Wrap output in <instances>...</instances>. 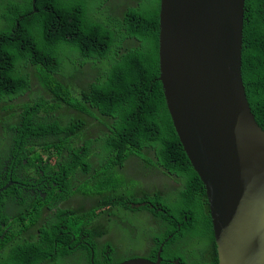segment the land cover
<instances>
[{
  "label": "trees",
  "instance_id": "trees-1",
  "mask_svg": "<svg viewBox=\"0 0 264 264\" xmlns=\"http://www.w3.org/2000/svg\"><path fill=\"white\" fill-rule=\"evenodd\" d=\"M36 1L37 12L34 0L0 2V20L12 26L0 29V139L12 134L17 148L32 143L38 158L26 188L3 194L14 207L9 222L0 220V264L120 263L126 253L109 239L112 227L148 208L131 204L151 202L168 206L165 217L174 223L173 237L155 244L162 264H218L206 190L158 81L160 0L138 8L116 0ZM244 11L243 81L264 129V0H245ZM78 52L86 60L109 59L106 77H83ZM106 155L116 158L111 167ZM131 161L182 180V191L137 189L126 170ZM32 189L40 194L30 195ZM181 237H187L185 254L169 250Z\"/></svg>",
  "mask_w": 264,
  "mask_h": 264
},
{
  "label": "water",
  "instance_id": "water-1",
  "mask_svg": "<svg viewBox=\"0 0 264 264\" xmlns=\"http://www.w3.org/2000/svg\"><path fill=\"white\" fill-rule=\"evenodd\" d=\"M244 3L161 0L159 13L158 81L206 190L218 264H264V129L242 75Z\"/></svg>",
  "mask_w": 264,
  "mask_h": 264
},
{
  "label": "clouds",
  "instance_id": "clouds-1",
  "mask_svg": "<svg viewBox=\"0 0 264 264\" xmlns=\"http://www.w3.org/2000/svg\"><path fill=\"white\" fill-rule=\"evenodd\" d=\"M34 5H35L34 10H36L35 2ZM160 8H161V3H160ZM74 60L78 65V67H80L83 77L88 75L90 77V80H92L93 82L94 80L96 82L98 80H103L106 77L107 70L111 66V61L109 59L99 61L90 57L88 58V60H86L81 53L80 56L76 54ZM5 137H6L5 139L2 138L0 139V202L5 201L3 199V194L7 193L11 188L13 187L26 188L25 186L26 180L30 179V177L37 174L38 172L36 165L38 158L29 149L32 143L30 144L26 143L23 146H19L17 148V146L15 145L16 143L15 142L12 143V138H13L12 134H7ZM13 147L14 149L12 150ZM114 159L116 158H112L111 156L106 155L103 160L109 167H111L113 164L112 161ZM141 165L142 164L138 163V167L133 172L130 171L129 166L127 165L126 170L130 173V175L134 176L136 180H138L141 176V172H140ZM176 180L180 184L181 188L174 189L170 184L171 188L162 190L163 193H167L170 191L176 193L177 196L183 189V181L179 179ZM167 183H169V181H167ZM23 190L26 194L27 189H23ZM32 190L37 191L35 192L36 194H40V192L37 189H32ZM29 194L31 195L32 193ZM42 197L43 199H45L46 196L42 195ZM144 204H147L148 208L146 209L142 208L136 213L128 212L126 215V219L129 221L131 220V222L123 226L120 218L117 221V223L112 227L111 232L108 235L109 239H122L124 241L123 246H124V251L126 253V257L120 263H115V264H134L133 262L135 260L144 259L142 256H140L141 249H143L144 247L143 246L139 247L137 245V243L141 238L140 234H144L147 236V234L145 233V227H143V223L140 219L141 216H146L149 220H152L156 223V226L154 228H150L151 231L150 234L158 237L159 242H161L163 238H167V236L171 233L172 226L174 223L170 222L167 219V217H165V215L168 214V211L164 210V208H167L168 206L155 205L154 203L151 202V204L148 203L131 204L130 207L132 209H139L140 207L144 206ZM4 205L6 207L4 213V216H6V218H2L0 216V220L7 223L9 222V217L11 215L14 205L11 200L5 201ZM172 220L176 221V219H172ZM159 228H161L160 232H158ZM1 239H3V237ZM106 239L107 236H104L99 240V242L104 243L106 242ZM154 250L156 251V248H154ZM161 250L162 249L160 248L158 257H160ZM80 257L81 255H76V259ZM144 260L146 261L147 259ZM157 260L155 262H157ZM149 262L155 263L153 261H149ZM82 264H87L86 259H82ZM92 264L95 263L93 262ZM160 264H162V260L160 261Z\"/></svg>",
  "mask_w": 264,
  "mask_h": 264
},
{
  "label": "flooded vegetation",
  "instance_id": "flooded-vegetation-1",
  "mask_svg": "<svg viewBox=\"0 0 264 264\" xmlns=\"http://www.w3.org/2000/svg\"><path fill=\"white\" fill-rule=\"evenodd\" d=\"M1 1H3V0H0V2ZM116 1H117L116 3H123V2L124 3H130L129 8H138V6H139L138 4L140 2L145 1V0H129L128 2H127V0H116ZM160 3H161V0H160ZM22 19H24L23 16H20L19 19L17 20V22H16L17 27L19 25H21L20 20H22ZM6 22H7V20H0V29L12 28L11 25L6 26L5 25ZM35 192H37V191H34V190L30 191V193H32L31 195H35L36 194ZM186 214L191 216V212H189V211H187ZM140 219L143 223V227H145V233L147 234V236L144 234H140L141 238H140L139 242L137 243V245L139 247H141V246L144 247L143 249H141L140 256H142L144 259L155 262L158 258V253L160 252V249H159V251H157V254H155L156 251L154 250L155 244L157 242H159V238L150 234L151 233L150 228H154L156 226V223L152 220H149L146 216H141ZM160 231H161V228H159L158 232H160ZM172 237L173 236L169 235L167 238H164L161 242L168 241ZM186 238L187 237H181L180 242L174 246H171L169 248V250L172 248H175V247L176 248L179 247L181 253L185 254ZM117 240L120 241L122 244L124 242L122 239H117ZM168 253H169V251H168ZM155 257H157V258L155 259ZM172 264H182V263L180 260H176V261L172 262Z\"/></svg>",
  "mask_w": 264,
  "mask_h": 264
},
{
  "label": "rangeland",
  "instance_id": "rangeland-1",
  "mask_svg": "<svg viewBox=\"0 0 264 264\" xmlns=\"http://www.w3.org/2000/svg\"><path fill=\"white\" fill-rule=\"evenodd\" d=\"M135 44L138 45V43ZM77 55L80 56V52H78ZM127 165L129 166L130 171L133 172L138 167V161L127 162ZM140 172L141 176L137 180V189L162 191L171 188V185L174 189L181 188L175 178L164 175L161 169L156 166L149 164L141 165ZM167 181H169V183H167Z\"/></svg>",
  "mask_w": 264,
  "mask_h": 264
}]
</instances>
